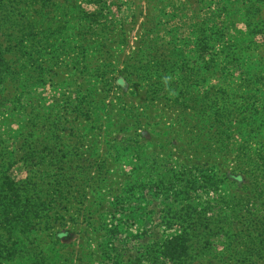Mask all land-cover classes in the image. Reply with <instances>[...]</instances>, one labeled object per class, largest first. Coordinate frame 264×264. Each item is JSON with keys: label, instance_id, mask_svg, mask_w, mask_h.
I'll list each match as a JSON object with an SVG mask.
<instances>
[{"label": "rangeland", "instance_id": "1", "mask_svg": "<svg viewBox=\"0 0 264 264\" xmlns=\"http://www.w3.org/2000/svg\"><path fill=\"white\" fill-rule=\"evenodd\" d=\"M1 56L0 264H264V0H0Z\"/></svg>", "mask_w": 264, "mask_h": 264}, {"label": "trees", "instance_id": "2", "mask_svg": "<svg viewBox=\"0 0 264 264\" xmlns=\"http://www.w3.org/2000/svg\"><path fill=\"white\" fill-rule=\"evenodd\" d=\"M31 23H32V22H31ZM2 59H4V58L1 56L0 60H2ZM3 71H4V70H3L2 64H0V79H1V80L5 77ZM168 252H169V251H168ZM169 253H171V252H169ZM169 253H168L167 255H169Z\"/></svg>", "mask_w": 264, "mask_h": 264}]
</instances>
